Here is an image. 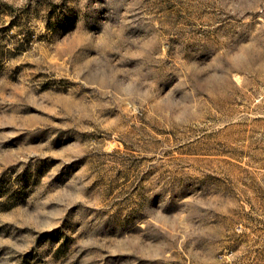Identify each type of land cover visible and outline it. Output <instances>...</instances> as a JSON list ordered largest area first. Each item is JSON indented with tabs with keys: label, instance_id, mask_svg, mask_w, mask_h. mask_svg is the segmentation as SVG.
Listing matches in <instances>:
<instances>
[{
	"label": "rangeland",
	"instance_id": "obj_1",
	"mask_svg": "<svg viewBox=\"0 0 264 264\" xmlns=\"http://www.w3.org/2000/svg\"><path fill=\"white\" fill-rule=\"evenodd\" d=\"M0 264H264V0H0Z\"/></svg>",
	"mask_w": 264,
	"mask_h": 264
}]
</instances>
